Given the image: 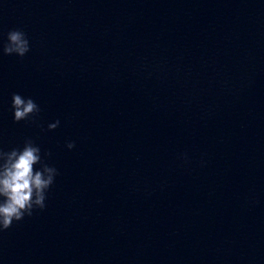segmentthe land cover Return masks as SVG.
<instances>
[{"label": "clouds", "instance_id": "obj_1", "mask_svg": "<svg viewBox=\"0 0 264 264\" xmlns=\"http://www.w3.org/2000/svg\"><path fill=\"white\" fill-rule=\"evenodd\" d=\"M30 51L27 34L19 28L7 32L6 40H0V54L19 58ZM13 121L35 123L40 113L39 105L31 98L19 93L11 97ZM60 124L57 120L48 125L49 131ZM66 148L75 147L68 141ZM51 156V153H45ZM58 170L41 155V148L31 138H26L23 147H13L8 151L0 148V234L10 229L14 223L32 217L37 211L46 208L49 189L55 182Z\"/></svg>", "mask_w": 264, "mask_h": 264}]
</instances>
